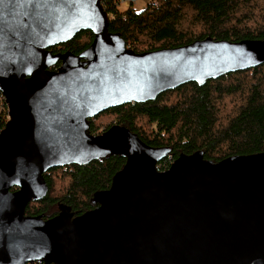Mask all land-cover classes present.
Instances as JSON below:
<instances>
[{"label": "water", "instance_id": "obj_1", "mask_svg": "<svg viewBox=\"0 0 264 264\" xmlns=\"http://www.w3.org/2000/svg\"><path fill=\"white\" fill-rule=\"evenodd\" d=\"M102 1L0 0L9 115L0 130V264H264V152L220 161L181 153L160 172L170 147L118 124L91 132V119L111 108L261 65L264 40L207 37L137 53L109 31ZM87 30L94 40L80 54L52 50ZM114 155L126 162L93 194L94 208L76 215L59 203L54 216L26 214L48 195L50 168Z\"/></svg>", "mask_w": 264, "mask_h": 264}, {"label": "trees", "instance_id": "obj_2", "mask_svg": "<svg viewBox=\"0 0 264 264\" xmlns=\"http://www.w3.org/2000/svg\"><path fill=\"white\" fill-rule=\"evenodd\" d=\"M102 5L110 16L109 31L120 34L127 47L137 53L185 46L207 37L228 42L264 40V0H159L150 1L141 10L132 4H122V0H103ZM122 5L128 7L122 10ZM93 40L92 31H82L52 50L80 54ZM235 79L238 81L233 82ZM233 93H239V97L237 103L227 107L233 116L224 123L218 111ZM0 107H3L0 129H3L8 110L1 92ZM106 113L116 116L114 123L137 133L147 144L170 147L174 160L181 153L192 154L198 150L214 161L264 152V63L203 85L184 84L161 93L155 100L111 108L91 119L92 133L97 129L94 125L97 118ZM140 120L149 125L143 127L148 132L139 126ZM107 128L97 131L101 133ZM168 158L162 165L170 163ZM125 162L124 157L114 155L84 166L74 164L52 169L63 171L69 186L60 197L52 195L54 178L52 172L46 174L50 192L36 202L38 208L30 204L27 214L54 216L58 201L70 206L76 215L94 208L93 194L109 188L113 176Z\"/></svg>", "mask_w": 264, "mask_h": 264}, {"label": "rangeland", "instance_id": "obj_3", "mask_svg": "<svg viewBox=\"0 0 264 264\" xmlns=\"http://www.w3.org/2000/svg\"><path fill=\"white\" fill-rule=\"evenodd\" d=\"M150 1H153L154 3H156L159 0H122V4H126V5H131L132 4L131 6H133L134 8H136L137 10H141ZM122 6H123V7H121L122 10H124V9H126L128 7V6H125V5H122ZM108 17L110 18V16H108ZM224 76L225 75L221 76L220 78H222ZM237 81H238V79L233 80V82H237ZM164 92H166V91H164ZM229 96H230V98H227L225 100V104H222L221 107L219 108V111H218V116H219L220 120H222L224 123L227 122V120L230 117L233 116V112L229 111L227 107L229 106V108H231L233 106V104L237 103V100H238V97H239V93L238 94H234L233 93V94H231ZM115 119H116V116L112 115L111 113H106L102 117H99V119L97 118L96 123H94V125L96 124L97 129L95 130V132H93V134H99L97 130H100L101 128H107L106 125H108L110 123H111V125L116 124V123H114ZM138 124H139V126L142 127L143 130H145V132H148V129H144L143 128V127H145V128L149 127V125L146 123L145 120H140L138 122ZM169 155H170V153L165 158H167ZM48 171H47L48 173H51L52 172L51 175L54 178V186H53V190L51 191V193L54 196L57 195V196L60 197L61 195L64 194V192L66 191L67 187L69 186V180H66V174L63 175L62 174L63 171H61V170H58V171H55L54 170V171H52V168H50ZM49 192H50V186H49ZM36 202L37 201H34L33 200V201H31L29 203V205L31 204L35 208H38L39 206H38V204H36ZM60 202L61 201H58L56 203V205L58 207L57 210H59V206L58 205H59ZM34 203H35V205H34ZM26 214H27V210H26ZM43 214H45V213H43Z\"/></svg>", "mask_w": 264, "mask_h": 264}, {"label": "built area", "instance_id": "obj_4", "mask_svg": "<svg viewBox=\"0 0 264 264\" xmlns=\"http://www.w3.org/2000/svg\"><path fill=\"white\" fill-rule=\"evenodd\" d=\"M2 99L4 100V102H5V97H4V95L2 94ZM0 109L2 110L3 109V107H0ZM7 110H8V108H7ZM9 119V115H8V112H7V116H6V122H7V120ZM1 130V129H0ZM165 159V158H164ZM163 159V160H164ZM168 159H170V163H168V165H162V161L163 160H161L158 164H157V170L158 171H160V172H164V171H166V170H168L169 169V167L171 166V164L173 163V161H174V159H173V156L171 155V153H170V155H169V158ZM27 264H46V263H39V262H35V263H27Z\"/></svg>", "mask_w": 264, "mask_h": 264}, {"label": "flooded vegetation", "instance_id": "obj_5", "mask_svg": "<svg viewBox=\"0 0 264 264\" xmlns=\"http://www.w3.org/2000/svg\"><path fill=\"white\" fill-rule=\"evenodd\" d=\"M59 66V64H57V66L56 67H58Z\"/></svg>", "mask_w": 264, "mask_h": 264}]
</instances>
